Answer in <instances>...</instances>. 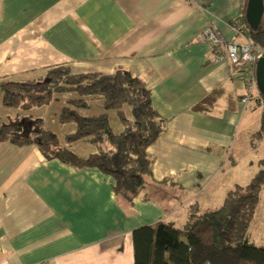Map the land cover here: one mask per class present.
Listing matches in <instances>:
<instances>
[{
	"label": "crops",
	"instance_id": "crops-1",
	"mask_svg": "<svg viewBox=\"0 0 264 264\" xmlns=\"http://www.w3.org/2000/svg\"><path fill=\"white\" fill-rule=\"evenodd\" d=\"M247 1L0 0V83L37 81L58 67L71 75L123 70L144 82L164 122L146 151L151 175L131 204L96 168L46 159L35 144L0 142V264H133L135 229L182 228L190 205L218 208L250 182L264 158V138H253L262 106L241 104L240 74L201 39L215 27L226 41L249 42ZM5 110L0 127L28 135L29 110ZM74 130L58 137L61 145L82 158L94 153L86 141L64 143ZM263 201L264 187L248 240Z\"/></svg>",
	"mask_w": 264,
	"mask_h": 264
},
{
	"label": "trees",
	"instance_id": "trees-1",
	"mask_svg": "<svg viewBox=\"0 0 264 264\" xmlns=\"http://www.w3.org/2000/svg\"><path fill=\"white\" fill-rule=\"evenodd\" d=\"M264 3V1H263ZM249 42L264 49V26L251 30L246 21ZM1 104L8 109L48 105L54 94L73 93L60 109L58 123L73 125L64 137L65 144L86 141L95 152L85 158L62 146L58 137L44 129L42 120L33 121L28 135L21 128L0 127V142L17 145L35 144L46 159H58L76 168H96L113 180V191L129 204L144 189V179L151 175V160L146 151L155 142L164 122L150 103L144 82L128 72L112 75H71L64 67L50 69L44 78L24 83H0ZM100 99L103 114L82 116L88 101ZM259 131L254 139L264 138V96ZM108 112H114L122 130L110 127ZM264 187V158L258 171L245 186L235 185L223 203L215 209L200 211L197 204L188 207L182 228L158 222L132 232L133 264H264V246L249 243L247 232L254 218Z\"/></svg>",
	"mask_w": 264,
	"mask_h": 264
},
{
	"label": "built area",
	"instance_id": "built-area-1",
	"mask_svg": "<svg viewBox=\"0 0 264 264\" xmlns=\"http://www.w3.org/2000/svg\"><path fill=\"white\" fill-rule=\"evenodd\" d=\"M236 35L243 33L241 26L234 23ZM201 39L218 53L216 60H226L232 67L233 73L240 74L245 86V93L241 99L242 105L250 101L263 105L262 96L257 90L255 68L257 61L264 56V49L254 47L250 42L239 44L235 38L226 41L215 27H207L201 32Z\"/></svg>",
	"mask_w": 264,
	"mask_h": 264
},
{
	"label": "rangeland",
	"instance_id": "rangeland-1",
	"mask_svg": "<svg viewBox=\"0 0 264 264\" xmlns=\"http://www.w3.org/2000/svg\"><path fill=\"white\" fill-rule=\"evenodd\" d=\"M262 24L264 26V14L262 16ZM73 98L77 99V96L73 93L54 94L52 96L51 102L48 105L42 107H30L29 104H25L24 108L25 109L27 108V110H29L27 114L31 116L28 119L31 120L32 126L34 120L36 119L43 120L44 129L54 133L57 137L60 138V140H62L63 136L67 132H69L70 129L73 128V125H65V126L60 125L58 123V114L60 109L66 105V102ZM101 105L102 102L100 99L92 100L89 104L90 108L84 111L85 112L84 115L97 116L103 114L104 111ZM6 111L7 110H5V107H3L1 104V98H0V117L2 118V122H3L2 124H4V120H7L8 118L4 113ZM108 114H109L108 117H109V124L111 129L113 130L114 133L120 132V130H122V127L118 119L116 118L115 113L109 112ZM262 204L263 207L259 206L260 210H258L263 215L261 217L262 218L261 222H258V225L255 223L254 226H251L249 230V242L255 246H259L261 242H259L258 240L264 238V234L262 233V231L264 230V201Z\"/></svg>",
	"mask_w": 264,
	"mask_h": 264
},
{
	"label": "water",
	"instance_id": "water-1",
	"mask_svg": "<svg viewBox=\"0 0 264 264\" xmlns=\"http://www.w3.org/2000/svg\"><path fill=\"white\" fill-rule=\"evenodd\" d=\"M264 0H248L245 10V21L251 30H257L264 14ZM255 78L257 90L264 96V56L256 63Z\"/></svg>",
	"mask_w": 264,
	"mask_h": 264
}]
</instances>
